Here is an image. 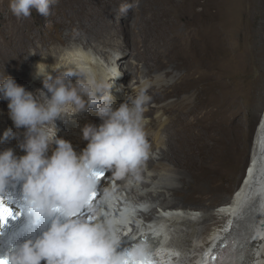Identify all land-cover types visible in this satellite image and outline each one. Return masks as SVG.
I'll use <instances>...</instances> for the list:
<instances>
[{
  "label": "bare ground",
  "instance_id": "6f19581e",
  "mask_svg": "<svg viewBox=\"0 0 264 264\" xmlns=\"http://www.w3.org/2000/svg\"><path fill=\"white\" fill-rule=\"evenodd\" d=\"M33 1L39 15L37 24L43 26L38 33L22 0H0V85L7 81L14 84L0 89V161L13 168L33 167L62 183L68 176L82 175L86 160L103 158V150H109L108 175L113 172L118 178L101 185L112 202H104L105 215L99 212L93 226L88 223L93 238H109L119 230L121 234L112 240L145 241L165 256L164 262L177 254L174 262L180 257V264H195L209 228L226 218V228L199 264H207L229 238L243 249L240 255L236 251L237 264H264L260 245L264 242V112L249 169L219 215H209L206 206L178 202L189 180L198 184L212 175L226 177L229 165L226 138H220L224 145L216 144L215 122L208 124L216 118L220 134L228 133V94L216 95L215 108L189 119L195 110H187L190 98L180 101L184 86L202 79L192 73L189 77L175 75L176 68L165 55V48L176 36L180 3L46 0L41 5L42 0ZM164 2L171 4L165 14L161 9ZM51 28L58 29L55 36ZM56 41L66 48L57 47ZM111 50H116V56L112 57ZM168 66L167 77L175 75L171 81H176L164 84L167 79L156 71ZM151 74L153 78L148 79ZM161 82L164 85L158 89ZM147 93L160 102L167 98L178 101L168 105L158 102L155 111L147 113ZM20 109L24 111L17 113ZM117 115L120 118L115 121ZM195 124L203 133L198 131V141L191 143L187 137ZM117 127L123 132L118 133ZM211 131V137H205ZM119 159L126 164H119ZM189 194L198 200L197 195ZM115 203L125 207L123 212L115 210ZM148 209H160L162 215L143 223L141 218L147 214H139Z\"/></svg>",
  "mask_w": 264,
  "mask_h": 264
},
{
  "label": "rangeland",
  "instance_id": "374dc122",
  "mask_svg": "<svg viewBox=\"0 0 264 264\" xmlns=\"http://www.w3.org/2000/svg\"><path fill=\"white\" fill-rule=\"evenodd\" d=\"M176 1L180 3L181 16L178 20L176 36L172 45L165 48V50L167 49L165 55L175 66V75L180 73L181 76L189 77L192 73L196 78L202 79L196 85L187 83L184 86L186 88L185 93L182 94L180 101L182 102L186 97L190 98L187 110H195L189 115V119H197L201 114L212 110L213 106L215 108L217 96L222 97L224 93L229 96V102L226 104L229 112L228 133L220 134V127L216 118L208 121V124L215 122L212 129L215 137L217 135L216 144L221 142L224 145V142L227 143L226 160L229 161V165L226 167L228 169L227 176L222 178L219 174L212 175L198 184L192 183L189 176L191 180L186 185V192L177 198L180 200L178 202H184L189 206L197 205L200 208L206 206L205 211H208L209 215L217 217L218 211L224 208L222 206L225 202H231L232 197L242 185L250 166L256 129L264 112V0ZM45 2L46 0H42L41 5H44ZM22 4L26 7L29 22L34 31L38 33L43 26L37 24L39 15L36 4L33 0H22ZM161 9L165 14V12L170 11L171 4L164 2ZM5 13L6 16H9L10 10L7 9ZM122 17H127V15H122ZM57 31V28H51L53 36L57 34ZM120 42L123 43V39H120ZM59 43L58 41L55 42L57 47L66 48ZM132 52L134 53V50L129 51L128 54L130 55ZM116 54V50H111L112 57ZM168 68L170 66L164 67L159 72L156 71L159 76H163L168 81L161 82L160 86H157L158 89L161 88V85L176 81V79L171 81L175 75L167 77L166 72L171 69ZM147 71L149 72L148 69ZM115 72L118 74L117 71ZM120 76L122 77V75ZM152 78L151 74L148 79ZM133 81L134 77H131V84ZM13 85L12 81H7L4 85H0V89L4 86ZM154 87L156 86L154 85ZM147 96L148 103L145 106L147 113L155 111L158 102L161 105L163 102L164 105H168L178 101L176 98H167L160 102L153 100L151 94L147 93ZM33 101L36 102L35 98ZM28 103L32 104V102ZM217 103L219 104V102ZM23 111L24 109H20L17 113ZM9 116L12 117V114ZM44 118L47 119V117ZM119 118L120 116L117 115L114 120H119ZM152 123L156 125L155 121ZM191 130L187 138L191 143H195L198 141L196 135L198 131L202 132V127L195 124ZM116 131L122 133L123 128L117 127ZM210 134L212 135V131L211 133L206 132L205 137L210 138ZM222 136L226 138V141L223 142L220 139ZM207 142L214 143L210 139ZM105 151L108 150H103V153ZM122 163L126 164L122 159H119V164ZM112 177L116 179L118 174L113 175V172H110L108 178L114 181ZM189 192L197 195L198 200H195ZM157 205L154 204L153 206ZM152 211L159 214L161 210L153 209ZM205 211L201 210V214L203 215ZM227 223L228 220L222 218L220 223L209 228L206 235L208 240L202 247L198 248L200 249L198 253L200 258L195 264L201 262L202 253L210 248L215 237L226 228ZM199 228L202 231L203 227Z\"/></svg>",
  "mask_w": 264,
  "mask_h": 264
},
{
  "label": "clouds",
  "instance_id": "9594fccd",
  "mask_svg": "<svg viewBox=\"0 0 264 264\" xmlns=\"http://www.w3.org/2000/svg\"><path fill=\"white\" fill-rule=\"evenodd\" d=\"M106 153L107 151L103 153V158L100 155V156L93 157L90 160H86L82 167V174L86 167V163L93 161V159H99V161H101L100 162L101 165L106 171V174L104 175L102 183L105 181H110V179L107 177L110 171V167L106 163V159L109 157L110 153L109 154H106ZM11 168L16 169L20 167H16V168L11 167ZM80 176L82 175H78L75 177L68 176L62 183H59L58 180L56 179L54 180L58 182L59 184H62L63 186H65L69 181L76 183V181H78ZM102 183L98 187V190H100V193H101L100 199L103 200L102 202H32L31 208L35 209L36 206H39V210H44V208H49L52 211H54L53 218L51 220H48V223L53 228L51 230V233H52V239H53L52 241H54V243H56V241L59 239V236L61 234L68 233V234H71L70 236L74 242V247L78 246V244H81V247H86V245L89 244L95 247V249L97 250L98 253H100L101 256L103 255L101 252L105 251V253H107L108 255L111 254L113 257H116L117 255H121V254L122 256H124V253H131V252H134L135 250L140 251L139 248L143 246L148 247L145 241L132 240L130 242L122 243L121 238L120 239L117 238V240L115 241L112 240L113 237L116 238L115 236L121 234L122 231H119V230L113 233L112 237L109 236V238H104V237H99V236L97 238H93L92 236L93 230L91 231L88 223H90L93 226L98 218V213L100 212L101 214H104V210H102L104 202H112L111 197L106 196V194H104V192L102 191L101 189ZM89 188H90L89 186H86V189H89ZM68 199H71V195L68 196ZM123 207L124 206L122 204H116V203L114 204L115 210H120L123 212V210L125 209V207L124 208ZM151 211L152 210L148 209L146 211H142L139 214L140 216L142 214H147L146 218H141V221L143 223L152 222L153 221L152 218L154 217L159 218L162 215V214H155L154 212H151ZM60 214L64 216V220H62V218L60 217ZM24 221L25 220L20 221V222H14V221L9 220V222L11 223L14 222V228L18 232H22V234L25 235V233H28V232L27 231L24 232L22 227H20L24 223ZM106 222L108 221H105V223ZM130 232H132V230ZM32 234L37 236V240H36L37 245L40 243H43L42 232L36 231V232H33ZM26 241H30V238H28ZM224 242L220 244L219 248L216 251L220 250V247ZM151 249L154 251L156 255L161 256V257L164 256L163 254L158 253L156 248H151ZM216 251L214 252V254L216 253ZM209 252L210 250H206L205 252H203L202 259L205 258ZM137 254H142V252H137ZM176 255L177 254H173L170 259H173V256H176ZM210 260H211V257H210ZM210 260L208 263H210ZM171 261L173 260H170L169 262Z\"/></svg>",
  "mask_w": 264,
  "mask_h": 264
},
{
  "label": "water",
  "instance_id": "95a60500",
  "mask_svg": "<svg viewBox=\"0 0 264 264\" xmlns=\"http://www.w3.org/2000/svg\"><path fill=\"white\" fill-rule=\"evenodd\" d=\"M248 170V169H247Z\"/></svg>",
  "mask_w": 264,
  "mask_h": 264
}]
</instances>
